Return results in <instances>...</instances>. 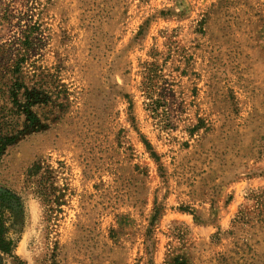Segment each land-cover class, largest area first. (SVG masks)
Wrapping results in <instances>:
<instances>
[{"label":"rangeland","instance_id":"1","mask_svg":"<svg viewBox=\"0 0 264 264\" xmlns=\"http://www.w3.org/2000/svg\"><path fill=\"white\" fill-rule=\"evenodd\" d=\"M18 60L0 264H264V0H0Z\"/></svg>","mask_w":264,"mask_h":264},{"label":"trees","instance_id":"2","mask_svg":"<svg viewBox=\"0 0 264 264\" xmlns=\"http://www.w3.org/2000/svg\"><path fill=\"white\" fill-rule=\"evenodd\" d=\"M21 63L20 60L16 61L10 72L14 75L11 85L5 90L0 88V156L4 154L9 146L14 144L20 135L18 122H14V117L23 116L25 122L29 126H33L38 123V120L31 109L53 102L48 91L43 90V88H29L19 80ZM52 105L58 110L64 109L62 103L58 104L54 101ZM39 169V166L36 165L33 168V173H36ZM1 238L0 233V250L5 252L7 249Z\"/></svg>","mask_w":264,"mask_h":264},{"label":"flooded vegetation","instance_id":"3","mask_svg":"<svg viewBox=\"0 0 264 264\" xmlns=\"http://www.w3.org/2000/svg\"><path fill=\"white\" fill-rule=\"evenodd\" d=\"M8 196H9V193H7V192H2V193H0V197L2 198H8Z\"/></svg>","mask_w":264,"mask_h":264}]
</instances>
